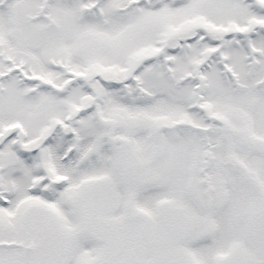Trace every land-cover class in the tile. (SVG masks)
Segmentation results:
<instances>
[{
	"label": "snow or ice",
	"instance_id": "1",
	"mask_svg": "<svg viewBox=\"0 0 264 264\" xmlns=\"http://www.w3.org/2000/svg\"><path fill=\"white\" fill-rule=\"evenodd\" d=\"M0 264H264V0H0Z\"/></svg>",
	"mask_w": 264,
	"mask_h": 264
}]
</instances>
